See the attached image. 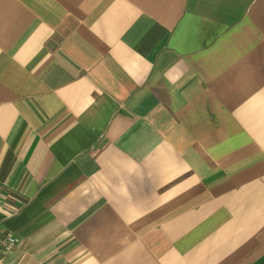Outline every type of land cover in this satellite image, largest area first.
I'll return each instance as SVG.
<instances>
[{
	"label": "crops",
	"instance_id": "1",
	"mask_svg": "<svg viewBox=\"0 0 264 264\" xmlns=\"http://www.w3.org/2000/svg\"><path fill=\"white\" fill-rule=\"evenodd\" d=\"M3 264H264V0H0Z\"/></svg>",
	"mask_w": 264,
	"mask_h": 264
},
{
	"label": "built area",
	"instance_id": "2",
	"mask_svg": "<svg viewBox=\"0 0 264 264\" xmlns=\"http://www.w3.org/2000/svg\"><path fill=\"white\" fill-rule=\"evenodd\" d=\"M1 193V188H0ZM20 244V237L0 226V264L4 263L8 252L15 250Z\"/></svg>",
	"mask_w": 264,
	"mask_h": 264
}]
</instances>
